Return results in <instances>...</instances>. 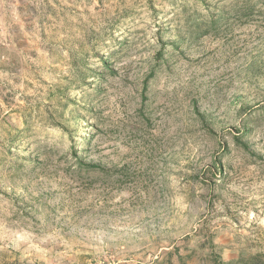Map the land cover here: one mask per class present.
<instances>
[{
  "label": "rangeland",
  "instance_id": "rangeland-1",
  "mask_svg": "<svg viewBox=\"0 0 264 264\" xmlns=\"http://www.w3.org/2000/svg\"><path fill=\"white\" fill-rule=\"evenodd\" d=\"M260 251L264 0H0V264Z\"/></svg>",
  "mask_w": 264,
  "mask_h": 264
},
{
  "label": "trees",
  "instance_id": "trees-1",
  "mask_svg": "<svg viewBox=\"0 0 264 264\" xmlns=\"http://www.w3.org/2000/svg\"><path fill=\"white\" fill-rule=\"evenodd\" d=\"M235 264H264V251L249 254L247 257L241 252Z\"/></svg>",
  "mask_w": 264,
  "mask_h": 264
}]
</instances>
